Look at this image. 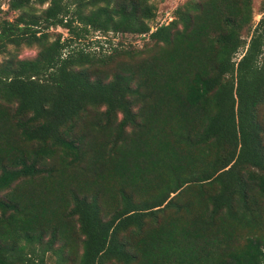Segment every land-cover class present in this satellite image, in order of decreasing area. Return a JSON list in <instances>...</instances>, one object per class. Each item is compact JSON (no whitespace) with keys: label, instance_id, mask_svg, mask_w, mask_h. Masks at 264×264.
<instances>
[{"label":"trees","instance_id":"trees-1","mask_svg":"<svg viewBox=\"0 0 264 264\" xmlns=\"http://www.w3.org/2000/svg\"><path fill=\"white\" fill-rule=\"evenodd\" d=\"M0 1L21 11L0 18V52L38 49L0 64V264H264V18L246 43L251 0L191 1L152 31V0ZM53 28L67 36L50 41ZM109 32L158 50L103 74L121 50L73 44ZM98 107L112 143L90 156L67 128Z\"/></svg>","mask_w":264,"mask_h":264},{"label":"rangeland","instance_id":"rangeland-1","mask_svg":"<svg viewBox=\"0 0 264 264\" xmlns=\"http://www.w3.org/2000/svg\"><path fill=\"white\" fill-rule=\"evenodd\" d=\"M191 1H197V0H152L151 3L156 9V18L154 21L149 22V26L151 31L154 30L155 27L158 25H167L171 20L173 19V12L176 8L189 3ZM46 5L44 6H38L35 4H32V6L29 7L28 13L30 14H39L41 9H44ZM251 8H252V22H251V31L249 33L242 32V38L245 40L246 43L249 42L250 37L253 34L254 28L259 23L260 20L264 18V0H251ZM7 9V3L5 1H0V18H8V20L12 21L15 20L21 11H13L10 13L6 12ZM264 29V27H263ZM51 33V36L49 38L50 41H53L55 38V35L62 34V36L65 38L67 36L66 32L61 28H53L49 29ZM89 40L86 39L85 41H82L78 43L76 41V44H73V46H80L85 47V49L89 48L90 50L94 51L96 54H111L113 49L121 50L120 52H117V56L113 53L112 60L110 62L102 67L98 64L99 70H102L103 74L106 73H112L115 70H117L119 67H124L126 64H134V63H140L143 60L149 58L152 54H154L158 48L153 46L152 44L148 43L146 41V36H134L129 34H113L109 32L104 37L100 36L98 33H94L93 35H89ZM96 42H100V44H96ZM109 42V43H105ZM99 45V46H98ZM103 46V50L99 51V47ZM245 48H241L239 52L235 55L233 58V61L237 62L242 53L244 52ZM38 49L35 46L32 47H25L22 46L18 49H15L13 46L7 47V52H0V64L4 62L10 54H17L18 58L23 59H33L37 54ZM111 78L109 77V80ZM105 111V108L98 107V108H88L85 111V115L81 120H78L74 127L67 128L71 130L70 134V140L76 139L77 137H83V146L85 151L92 156L95 153V149H98L100 146L107 145L106 153L108 152V149L111 147L112 138H110L109 132L104 131L98 127H95L96 118H99L100 114ZM263 114H264V106L259 108V120H263ZM117 122L120 121L122 118L121 115L117 116ZM100 144V145H98ZM95 145V148L93 147ZM98 145V146H97ZM57 159L55 160H47L49 167L52 166H59L58 163L61 160V151L60 148L57 149ZM63 155V154H62ZM60 157V158H59ZM73 157H67L66 162L69 163L68 165H71ZM86 161H83L82 157L80 159V162L72 164L69 169L74 170L75 172L82 175L81 179H87V180H93L95 173L94 172H86ZM39 181V180H36ZM175 194H172L174 196ZM185 196H183L184 198ZM104 213V211H102ZM71 220V223L76 226V229L78 228L77 225V218L74 217ZM264 223V220H263ZM58 246V245H57ZM46 264H55L56 256L47 253L45 255ZM69 264V263H67Z\"/></svg>","mask_w":264,"mask_h":264}]
</instances>
